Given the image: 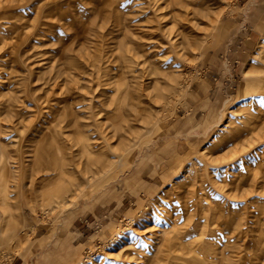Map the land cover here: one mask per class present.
I'll return each mask as SVG.
<instances>
[{"label": "rangeland", "instance_id": "374dc122", "mask_svg": "<svg viewBox=\"0 0 264 264\" xmlns=\"http://www.w3.org/2000/svg\"><path fill=\"white\" fill-rule=\"evenodd\" d=\"M0 146L10 264H264V0H0Z\"/></svg>", "mask_w": 264, "mask_h": 264}, {"label": "bare ground", "instance_id": "6f19581e", "mask_svg": "<svg viewBox=\"0 0 264 264\" xmlns=\"http://www.w3.org/2000/svg\"><path fill=\"white\" fill-rule=\"evenodd\" d=\"M16 1V0H15ZM21 6V5H20ZM93 64V63H92ZM19 114V113H18ZM67 118V117H66ZM76 119V118H75ZM77 120V119H76ZM97 129V128H96ZM98 134V133H97ZM1 147V146H0ZM83 152V151H82ZM37 153H38V150H37ZM53 153V152H52ZM83 155V154H82ZM1 157H2V154L0 155V162H1ZM34 157V156H33ZM38 157V156H37ZM35 159V158H34ZM33 159V160H34ZM37 159V158H36ZM44 160H45V158H44ZM63 160H64V157H59V158H55V157H51L50 158V161H43V162H41V163H43V167H45L44 169H48L50 166H57V163L58 162H63ZM78 163V162H77ZM87 164V163H86ZM34 166H36L35 164L33 165V166H31L32 167V171L33 170H35V167ZM85 168H86V166H85ZM84 169V168H83ZM26 171H29V167H27L26 169H25ZM84 172V171H83Z\"/></svg>", "mask_w": 264, "mask_h": 264}, {"label": "crops", "instance_id": "0c3cea01", "mask_svg": "<svg viewBox=\"0 0 264 264\" xmlns=\"http://www.w3.org/2000/svg\"><path fill=\"white\" fill-rule=\"evenodd\" d=\"M242 38V40H240L239 42H238V45L237 46H235V47H233L232 48V54L231 55H233V57L237 54V53H243L242 52V48H244V46H247L248 45V43H249V41H250V36H247V37H244V36H242L241 37ZM200 90H197V92H202L201 91V87L199 88ZM203 93V92H202ZM210 96V95H209ZM195 100H200L201 98H197L196 99V97L194 98ZM196 102H198V101H196Z\"/></svg>", "mask_w": 264, "mask_h": 264}, {"label": "built area", "instance_id": "2783aa9c", "mask_svg": "<svg viewBox=\"0 0 264 264\" xmlns=\"http://www.w3.org/2000/svg\"><path fill=\"white\" fill-rule=\"evenodd\" d=\"M0 264H10L6 253L0 250Z\"/></svg>", "mask_w": 264, "mask_h": 264}]
</instances>
